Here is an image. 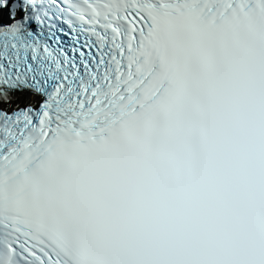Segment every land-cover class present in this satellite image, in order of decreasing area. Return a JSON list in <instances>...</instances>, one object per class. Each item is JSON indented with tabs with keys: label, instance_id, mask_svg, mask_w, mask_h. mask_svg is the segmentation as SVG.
I'll use <instances>...</instances> for the list:
<instances>
[{
	"label": "snow or ice",
	"instance_id": "obj_1",
	"mask_svg": "<svg viewBox=\"0 0 264 264\" xmlns=\"http://www.w3.org/2000/svg\"><path fill=\"white\" fill-rule=\"evenodd\" d=\"M0 264H264V0H0Z\"/></svg>",
	"mask_w": 264,
	"mask_h": 264
}]
</instances>
